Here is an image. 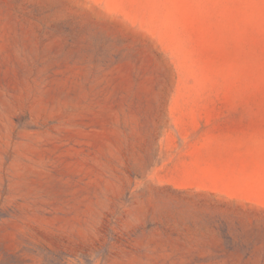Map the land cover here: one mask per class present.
<instances>
[{"label": "rangeland", "instance_id": "1", "mask_svg": "<svg viewBox=\"0 0 264 264\" xmlns=\"http://www.w3.org/2000/svg\"><path fill=\"white\" fill-rule=\"evenodd\" d=\"M0 264H264V0H0Z\"/></svg>", "mask_w": 264, "mask_h": 264}]
</instances>
